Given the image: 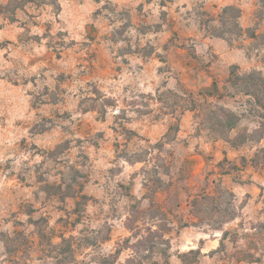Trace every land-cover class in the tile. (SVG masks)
<instances>
[{
    "label": "rangeland",
    "instance_id": "374dc122",
    "mask_svg": "<svg viewBox=\"0 0 264 264\" xmlns=\"http://www.w3.org/2000/svg\"><path fill=\"white\" fill-rule=\"evenodd\" d=\"M231 71L264 80V0H0V264L62 236L72 264H264V99Z\"/></svg>",
    "mask_w": 264,
    "mask_h": 264
},
{
    "label": "trees",
    "instance_id": "16d2710c",
    "mask_svg": "<svg viewBox=\"0 0 264 264\" xmlns=\"http://www.w3.org/2000/svg\"><path fill=\"white\" fill-rule=\"evenodd\" d=\"M240 14H241L240 9L234 6H227L223 9L221 18L225 20L227 17H229L231 20L234 21L235 27H237V24L235 21H237V19L240 17ZM258 75L259 74L257 72H253L251 74H248L247 76H239L231 71L229 81L235 85L242 84L248 95H251L255 99H257L258 103H262L264 99L262 96V94L264 93V80L261 76H258ZM232 118H233V115L229 113L224 118H222V120L220 121V124L222 125V128L224 130H226L228 123L232 121ZM223 137L227 139V136H223ZM262 152L264 153V150ZM263 153L260 156L261 161H258V162L257 161L254 162V160L252 161L255 164V166L257 167L264 166V154ZM155 181L157 183H160L159 181L161 180L157 178ZM217 191L222 192V190H217ZM155 192L156 190L152 191L151 193L155 194ZM154 194H150L151 200H153ZM213 199L214 198L209 195L197 196L193 198L191 201H188L187 206L190 208L191 212L194 213L195 217L198 220H200L201 219L200 217L202 216L201 214L205 211H210L211 213L217 212L218 209L212 210V209H209V207H207V205H211ZM151 205H154V204H152L151 202ZM218 211L220 212V210ZM234 217H235V214H232V215L228 214L227 219H233ZM160 238L162 239L160 245L165 246L166 245L165 240H163L161 236ZM50 245L52 249L57 251V255H58L57 257L53 258L54 259L53 264H72L75 262V255L73 251V245L71 242V238H64L62 236L61 242L58 245H53V244H50ZM117 254H118V251H117ZM191 254H193L192 251H191ZM111 262L116 263L117 257L114 256L112 258V261H110V263ZM184 263L185 262H183V264Z\"/></svg>",
    "mask_w": 264,
    "mask_h": 264
}]
</instances>
